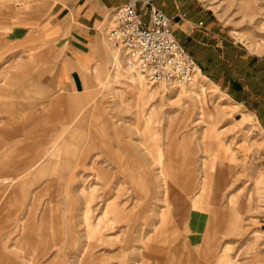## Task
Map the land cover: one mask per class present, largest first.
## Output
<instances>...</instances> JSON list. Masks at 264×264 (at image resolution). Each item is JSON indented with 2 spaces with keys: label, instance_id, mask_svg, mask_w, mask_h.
Instances as JSON below:
<instances>
[{
  "label": "rangeland",
  "instance_id": "374dc122",
  "mask_svg": "<svg viewBox=\"0 0 264 264\" xmlns=\"http://www.w3.org/2000/svg\"><path fill=\"white\" fill-rule=\"evenodd\" d=\"M68 1L0 0V24L9 25L0 27V105L12 102L14 95L8 93L25 81V103H40L46 115L42 126L25 134V141L38 137L45 141L39 143V150L25 151V174H0V178L8 180L0 186V264H79L89 239L95 247L90 264H264L262 120L248 104L233 100L204 74L197 75L189 86L176 89L151 84L144 72L139 76L140 70L126 66L121 51L107 36L109 49L119 52L124 66L111 61L96 66L83 92L90 94L88 102L75 101L83 93L65 95L61 91L53 90L51 94L37 90L41 79L35 76L47 72L55 75L61 64L57 44L44 39L40 30L53 23L57 8ZM198 3L221 22L229 38L247 55L264 61V0ZM14 26H24L28 36L12 40L9 30ZM22 72L25 80L21 79ZM139 89L146 96L137 108ZM75 129L81 131L78 140L72 138ZM91 131L107 144L95 139L99 145L94 143L91 158L77 166L78 157L88 147L87 137L91 140ZM169 131L173 132L170 143ZM205 134H209L206 138L216 135L219 139H204ZM184 138L190 141V153L183 148ZM1 141L0 138L3 148ZM218 141L223 160L211 172L204 163L218 151ZM79 142L77 150L74 143ZM159 152L172 163L169 173L179 181L171 190V216L156 163ZM4 154L0 149V166L13 160ZM132 157L147 174L133 177L128 171L123 173L118 167L119 158L127 162L129 170L139 171ZM186 158L190 166L184 169ZM186 168H192L195 175L196 189L192 192L183 185ZM70 174L75 178L69 186ZM146 176L153 180L152 192L146 185ZM201 184V208L194 209ZM120 185L126 191L116 201L121 207L125 205L120 209L125 213L117 221L119 208L108 203L118 198ZM144 201L147 206H143ZM214 202L215 211L210 209ZM196 211L203 219L197 220L193 228L189 220ZM103 213L106 221L110 220V230L105 233ZM233 214L236 219L230 217ZM135 217L139 220L130 228ZM41 220H45L46 237L37 247ZM25 221L30 223L27 237ZM152 233L158 241L150 238ZM150 241L158 243L148 259L142 253L144 244ZM37 248L41 249L39 257L33 254Z\"/></svg>",
  "mask_w": 264,
  "mask_h": 264
},
{
  "label": "crops",
  "instance_id": "0c3cea01",
  "mask_svg": "<svg viewBox=\"0 0 264 264\" xmlns=\"http://www.w3.org/2000/svg\"><path fill=\"white\" fill-rule=\"evenodd\" d=\"M127 1L129 0H70L57 8L55 12L56 19L53 23L41 29L40 33L43 34L44 39L54 41L57 44L61 56L60 69L55 75L51 72H47L46 74L38 72V75L44 74V76H35V78L41 79V81H38L39 87H37V90H42L43 92H52L53 90L61 91L65 95L83 93L86 88V79L91 75L93 76V71L96 66L111 61L114 65L123 67L124 64L119 52L113 51V47L109 49L106 43V28L112 13ZM139 1L140 11L144 18L148 20V11L144 6L143 0ZM153 2L159 9L172 18L173 29L177 40L194 56L201 69V75L204 74L212 84L217 85L226 95L236 102L245 106L248 104L249 108L259 116L264 124V61L257 59L253 54L247 55L245 50L237 42L229 38L221 22L207 8L201 6L198 0H153ZM8 26V24H0V27ZM9 31V37L12 40H22L28 36V30L24 26H14ZM22 74L21 79L25 80V72H22ZM45 79H48V81H44ZM8 94H13L14 98L12 102H6L0 105V138L2 139L1 145H3V148L1 146L0 149L6 153L4 156L13 160L6 166H0V174L24 175L25 151L39 150V143L45 142L44 139L43 141L40 140V137L32 142L29 139L25 141V134H29L30 130L34 132L35 127L42 126L45 122L46 115L42 113L40 103H25V81L21 82L18 87H15ZM51 94L54 93L52 92ZM90 97V94L85 92L77 96L75 101L81 104L88 102ZM64 110H67V108H64ZM101 115V117L104 116V114ZM73 131L72 138L78 140L81 132L80 129ZM114 131L119 135V128L115 125ZM88 133H90L91 140L87 137L86 143L88 147L78 157L80 159L78 160L77 166L85 165L91 158L94 143L99 141L107 144L105 141L97 139L92 131ZM206 135L209 134H205L204 139ZM210 136L206 139L215 141V138H218L216 135ZM204 139L203 141H205ZM31 143H37L38 145L31 146ZM218 143V158L223 160L224 152L220 141ZM96 145L99 144L97 143ZM74 146L79 150L81 144L80 142L74 143ZM78 154L79 152L76 155L78 156ZM0 157L2 156L0 155ZM27 157L30 158L31 155ZM15 158H20L21 161H14ZM117 162L119 163L118 167L123 170V173H127L128 171L136 176L147 174L144 168H141L140 165L138 166L139 161L134 157H132V163L139 168V171L129 170L127 162L122 160V158H119ZM74 178L75 174H70V180H68L69 186L72 185ZM144 179L150 192H152L153 189L150 182L153 180L148 176L144 177ZM120 191H122V195H120ZM125 191L123 185H120L118 187V198L108 203V206L111 205L119 208L117 221L124 215V210L121 213L120 209H123L125 205L123 204L121 207V203H118L116 200H119ZM145 202L147 201H144L143 205L147 206L148 203ZM199 213L196 211L191 216L189 220L190 227L194 228L196 224L198 225L197 220L203 219V216ZM237 213L239 212H236L235 215H238ZM235 215H230V217L235 218ZM149 219L151 221L154 220L151 216H149ZM137 220L139 218L136 219L135 217L130 228L134 226ZM171 220L172 217L169 218V221ZM53 221L55 223L58 222L56 217L53 218ZM109 221V219L106 221L103 213L102 229L104 233L110 230ZM158 222L160 223L161 221L159 220ZM44 223L45 220H41L38 229L40 236L37 247L43 245V239L46 237L43 234ZM157 227L158 225H156L154 230ZM29 228L30 223L25 221L26 237V231ZM104 233L102 235L103 240L105 239ZM153 233L150 238L154 237L158 241ZM41 239L43 242H41ZM156 243L150 241L144 244V252L142 254L146 253L148 259L151 258ZM93 248L95 247L92 244L88 254L89 259L87 257L86 264H90L91 262L90 256ZM203 251L208 255L206 247H204ZM40 253L41 249L37 248L33 254L39 257L41 255Z\"/></svg>",
  "mask_w": 264,
  "mask_h": 264
},
{
  "label": "built area",
  "instance_id": "2783aa9c",
  "mask_svg": "<svg viewBox=\"0 0 264 264\" xmlns=\"http://www.w3.org/2000/svg\"><path fill=\"white\" fill-rule=\"evenodd\" d=\"M139 0H129L117 8L106 28L108 40L121 51L126 66L145 73L151 84L176 89L189 86L199 68L194 56L176 38L173 20L153 0H143L146 20ZM8 180L0 178V186Z\"/></svg>",
  "mask_w": 264,
  "mask_h": 264
},
{
  "label": "bare ground",
  "instance_id": "6f19581e",
  "mask_svg": "<svg viewBox=\"0 0 264 264\" xmlns=\"http://www.w3.org/2000/svg\"><path fill=\"white\" fill-rule=\"evenodd\" d=\"M137 74L139 76H143V73L141 71H138ZM202 74L200 70L197 71L196 75H195V78L194 80L196 79L197 75H200ZM193 80V81H194ZM192 81V82H193ZM183 87V86H181ZM185 87V86H184ZM179 88V87H178ZM203 88V86H202ZM140 91L138 92V97H137V102H136V107L139 108V103L140 101H142L145 96H146V93L139 89ZM203 91H205V88L202 89ZM202 108H203V105H202ZM141 115V112L138 111V116ZM143 119V118H142ZM149 122L151 121V119L149 118L148 119ZM144 124V123H143ZM176 135V134H175ZM173 139V132L169 131V133L167 134V141L168 143H170ZM182 145H183V148H185L186 150V153H190L191 151V144H190V141H187L185 138L184 140L182 141ZM219 161H222L220 158H218V151H215L214 153H212L211 157H210V161H208V163H204L205 166H208L209 170L211 172H214L215 169H216V163L219 162ZM156 163H157V166L159 168V173H160V180L161 182L163 183L162 186L164 187V198H165V201L168 202V206H169V216H171V210H173L172 208V199H171V190L173 188V184H176L177 182H179L178 180H174L173 179V175H171L169 172H170V168L173 166L171 162H168L161 154L160 152L158 153L157 155V160H156ZM184 166H190V163H189V160L186 158L184 160V164H183V168ZM185 169V168H184ZM187 169V168H186ZM188 170V169H187ZM185 171V170H183ZM103 171L100 170V174H102ZM185 174V173H183ZM187 175V176H186ZM184 176V175H183ZM185 182L183 183V185L186 187L185 189L186 190H190V192H192L193 190H195V182H194V178H195V175H194V172L192 170V168H189L188 170V174L186 173L185 174ZM133 177H136V175H133ZM138 177V176H137ZM140 179V178H138ZM182 179V180H183ZM141 180V179H140ZM175 181H177L175 183ZM141 183L143 184V180H141ZM151 183V182H150ZM154 184V183H153ZM155 185V184H154ZM152 186V189H153V185L151 184ZM203 190H204V184H201V186L199 187V190H198V193H197V197H196V200H195V203H194V209H199L201 208V199H202V193H203ZM212 191V190H211ZM140 195V194H139ZM195 198V197H194ZM92 199V198H91ZM216 202H214L213 204L210 205V209H212L213 211H215L214 209V206H215ZM144 206V205H143ZM124 208V207H123ZM145 210H143L142 212H144ZM90 213V212H89ZM139 215V214H138ZM137 215V216H138ZM214 215V214H213ZM171 218V217H170ZM99 222V221H98ZM102 222V221H101ZM100 223V222H99ZM101 225V224H100ZM107 225V224H106ZM106 227V226H105ZM88 229V228H87ZM94 231V230H93ZM89 237V236H87ZM91 245H92V241H90V239L88 240V244H87V247L85 248L84 250V253L82 255V258L79 260V264H86L87 262V257H88V254H89V251H90V248H91Z\"/></svg>",
  "mask_w": 264,
  "mask_h": 264
}]
</instances>
